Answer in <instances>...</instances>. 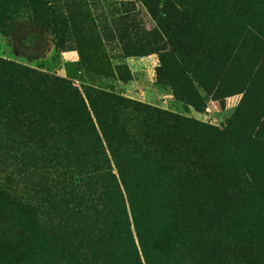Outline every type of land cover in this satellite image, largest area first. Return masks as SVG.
Masks as SVG:
<instances>
[{
    "label": "trees",
    "instance_id": "1",
    "mask_svg": "<svg viewBox=\"0 0 264 264\" xmlns=\"http://www.w3.org/2000/svg\"><path fill=\"white\" fill-rule=\"evenodd\" d=\"M140 1L163 18L139 44L119 35L123 51L158 53L174 98L205 112L191 77L213 90L220 59L227 62L247 46L246 29L264 35L258 21L264 0ZM21 7L38 13L52 27L55 45H63L68 21L51 0H0V26ZM256 96L251 108L240 103L231 129L221 133L0 57V158L41 177L43 202L53 199V187L63 202H89L73 218L102 219L101 249L128 247L135 233L144 255L150 247L165 255L186 244L192 264H264V87ZM10 185L0 183V264H30L36 205ZM93 194L104 204L99 212Z\"/></svg>",
    "mask_w": 264,
    "mask_h": 264
},
{
    "label": "rangeland",
    "instance_id": "2",
    "mask_svg": "<svg viewBox=\"0 0 264 264\" xmlns=\"http://www.w3.org/2000/svg\"><path fill=\"white\" fill-rule=\"evenodd\" d=\"M51 1L59 10L57 12L68 21L69 31L64 36L63 45H55L52 27L42 24L44 20L37 17L38 13L21 7L0 26V57L65 77L79 88L83 85L97 86L192 117L217 127L221 133L231 129L230 123L240 103L245 100L243 107L246 104L248 106L245 108L253 106V99H258L256 95H260L264 87V35L257 33L256 29H246L245 49L240 50L235 57L227 58V62L220 59L224 65L223 69L216 71L214 81H217L214 82L213 90L205 91L191 77L205 99L206 109L201 113L191 104L174 98L160 66L158 53L128 56L122 49L118 36H131L134 44L141 42L140 36L149 39L151 31L159 27V18H163L160 11H155V16L140 0ZM160 1L162 4L164 0ZM259 16L261 28L264 27V11ZM125 58L144 60L141 64L129 66L124 63ZM144 66L149 69L145 71ZM147 85L151 86L155 94L152 103L148 102ZM40 181V176L18 168L8 156L0 158V183H11L13 191L36 205L38 239L35 256L30 264H192L193 256L186 244L175 246L170 254L165 255L150 247L144 255L135 233L128 247L126 242H118L114 248L103 246L101 249L102 219L95 223L73 218L78 209L84 208L89 202L81 206L63 202L64 197L62 192L56 190L57 187H53V199L43 202ZM91 197L94 200V194ZM97 197L95 195L94 204L99 212L104 204ZM147 245L145 243V248Z\"/></svg>",
    "mask_w": 264,
    "mask_h": 264
},
{
    "label": "crops",
    "instance_id": "3",
    "mask_svg": "<svg viewBox=\"0 0 264 264\" xmlns=\"http://www.w3.org/2000/svg\"><path fill=\"white\" fill-rule=\"evenodd\" d=\"M144 60L143 58H125V62L124 63H127V65L131 66V65H137V64H141ZM149 68L147 66H144V70L147 71ZM146 91L148 92L149 94V100L148 101L149 103L151 102L152 103V99L155 98V94H154V91L152 90L151 86L150 85H147L146 86Z\"/></svg>",
    "mask_w": 264,
    "mask_h": 264
}]
</instances>
